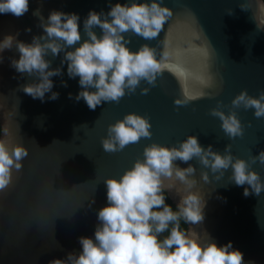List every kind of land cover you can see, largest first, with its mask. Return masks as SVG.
<instances>
[{"label": "water", "instance_id": "95a60500", "mask_svg": "<svg viewBox=\"0 0 264 264\" xmlns=\"http://www.w3.org/2000/svg\"><path fill=\"white\" fill-rule=\"evenodd\" d=\"M130 2L29 0V11L19 18L0 14V41L14 38L11 48L0 51V141L9 148L23 144L29 152L23 168L13 170L12 184L0 192V264H49L54 259L67 261L70 253L79 255V238L95 239L98 211L108 203L104 181L118 179L137 159L143 160L144 148L152 143L178 146L193 135L202 147L212 145L221 154L231 144L233 157L248 161L264 181V165L251 163V157L264 151V117L256 118L254 109L231 106L241 91L256 98L264 91V0H158L173 10L159 36L146 40L131 31L123 35L132 51L147 44L157 50L158 59L167 51L166 67L155 86L141 81L135 93L119 103L105 102L93 111L83 99L77 101L82 90L79 77L68 76L67 62L61 64L63 52L45 57L51 61L49 70L61 69V75L50 77L51 92L59 93L56 100L49 99L51 92L42 102L22 91L23 85L38 80L17 72L11 62L20 56L17 41L31 43L34 36L44 35L39 17L33 15L37 9L45 23L53 10L77 14L83 41L89 11L107 13L116 3ZM93 30L102 35L98 26ZM144 88L147 94H142ZM184 97L189 98L186 105H175ZM218 101L226 114L236 112L243 136L225 135L220 119L210 114ZM132 112L149 118L151 138L119 152H105L101 140L108 126ZM175 163L196 169L192 190L204 201L203 221L187 223L186 233L192 238L207 236L218 246L231 242L243 253L244 264H264V191L245 197L244 188H251L231 181V168L220 176L196 158ZM203 172L208 173V183L201 178ZM164 186L171 187L165 192L176 206L188 194L175 179L165 180Z\"/></svg>", "mask_w": 264, "mask_h": 264}, {"label": "clouds", "instance_id": "9594fccd", "mask_svg": "<svg viewBox=\"0 0 264 264\" xmlns=\"http://www.w3.org/2000/svg\"><path fill=\"white\" fill-rule=\"evenodd\" d=\"M240 7L247 10L243 4ZM28 11L29 0H0V14L10 13L19 18ZM33 15L39 17L44 35L34 36L31 43L17 41L20 56L11 62L17 72L37 78L38 82L22 86V91L33 99L43 102L45 94L53 88L50 77L61 75L60 68L49 70L51 61L45 59L49 54L55 57L64 53L61 64L67 62L68 76L79 77L82 89L75 99H83L93 111L105 102L119 103L126 94L135 93L141 81L155 86L157 77L166 67L167 51L159 59L157 50L147 44L138 51H132L127 47L130 41L123 35L131 31L146 40L157 38L173 16V10L162 6L158 0L116 3L107 13L89 11L83 21L87 37L83 41L77 14L53 10L46 23L39 9ZM97 26L102 31L100 36L93 30ZM13 40V37H7L0 41V51L11 48ZM72 47L74 50H66ZM62 84L67 87L66 82ZM148 91L144 88L142 94ZM58 96L59 93L51 92L49 99L56 100ZM188 102V97L174 101L177 106ZM217 105L210 114L220 119L225 135L230 139L243 136L244 129L236 112L226 114L221 110L222 102L218 101ZM231 106L232 109H254V116L262 118L264 91L259 93L258 98L248 95L246 90L241 91L231 101ZM151 128L146 116L128 113L108 126L107 136L101 140L102 148L107 153L122 151L126 146L139 143L142 138L150 139ZM28 155V149L23 144L9 148L0 141V192L12 184L13 170L19 172L23 168L22 161ZM143 157V160L137 159L118 179L107 178L104 181L108 203L98 211L95 239L80 237L82 251L79 255L70 253L67 261L54 259L49 264H244L243 253L233 249L231 242L218 246L207 236L192 238L181 231V218L192 225L203 221L204 201L198 191L192 190L197 183L192 178L196 169L190 164L187 168H180L175 162L188 163L196 158L206 169L220 176L231 168V181L237 186L247 184L251 188V192L249 188H244L243 195L259 196L264 191V181L259 173L250 170L249 162L234 158L231 144H227L224 154H221L214 151L212 145L202 147L193 135L187 136L178 146L152 143L144 148ZM257 161L264 165V151L251 157L252 164ZM201 178L209 182L207 172H203ZM172 179L184 185L188 193L177 205V211L165 202L164 192L171 187L166 189L164 181ZM164 233L168 234L164 236Z\"/></svg>", "mask_w": 264, "mask_h": 264}, {"label": "trees", "instance_id": "16d2710c", "mask_svg": "<svg viewBox=\"0 0 264 264\" xmlns=\"http://www.w3.org/2000/svg\"><path fill=\"white\" fill-rule=\"evenodd\" d=\"M0 134H1V127H0ZM164 195L166 197V204H168L169 206H171V208L173 209V211H177V206L171 201V199L168 197V194L166 192H164ZM180 224V229L181 231L187 232V223H185V221L181 218V220L179 221ZM168 233H164L163 235L166 236ZM163 237H161L162 239Z\"/></svg>", "mask_w": 264, "mask_h": 264}]
</instances>
